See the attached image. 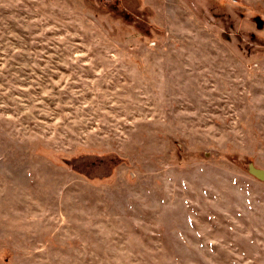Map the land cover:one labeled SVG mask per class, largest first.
Segmentation results:
<instances>
[{
	"label": "rangeland",
	"instance_id": "obj_1",
	"mask_svg": "<svg viewBox=\"0 0 264 264\" xmlns=\"http://www.w3.org/2000/svg\"><path fill=\"white\" fill-rule=\"evenodd\" d=\"M87 2L0 0V264H264V0Z\"/></svg>",
	"mask_w": 264,
	"mask_h": 264
},
{
	"label": "water",
	"instance_id": "obj_2",
	"mask_svg": "<svg viewBox=\"0 0 264 264\" xmlns=\"http://www.w3.org/2000/svg\"><path fill=\"white\" fill-rule=\"evenodd\" d=\"M248 169L252 174L256 175L257 177H259L261 179L264 178V169L263 168L256 167V166L252 165L251 163H249Z\"/></svg>",
	"mask_w": 264,
	"mask_h": 264
},
{
	"label": "trees",
	"instance_id": "obj_3",
	"mask_svg": "<svg viewBox=\"0 0 264 264\" xmlns=\"http://www.w3.org/2000/svg\"><path fill=\"white\" fill-rule=\"evenodd\" d=\"M76 2H77V4L79 3L78 5L81 7L91 6V4L87 2V0H76Z\"/></svg>",
	"mask_w": 264,
	"mask_h": 264
}]
</instances>
